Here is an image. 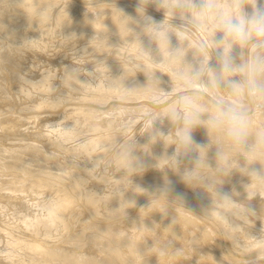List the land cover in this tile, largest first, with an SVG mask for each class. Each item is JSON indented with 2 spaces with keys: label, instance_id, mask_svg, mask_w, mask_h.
Returning <instances> with one entry per match:
<instances>
[{
  "label": "rangeland",
  "instance_id": "obj_1",
  "mask_svg": "<svg viewBox=\"0 0 264 264\" xmlns=\"http://www.w3.org/2000/svg\"><path fill=\"white\" fill-rule=\"evenodd\" d=\"M21 1L24 0H0V15L2 14L0 16V146L2 147H0V264H46L45 262L47 264H67L68 261V264H81V262L82 264H90V262L91 264H103V262L104 264L108 262L109 264L111 262L112 264H139L140 259L147 261V264L149 262L150 264H182V262L183 264H202L203 261H205L203 264H206V262L208 264L210 262L211 264H264V178L251 176L248 171L252 167L264 169V144L259 142L260 138L264 137V93L250 91L247 84L244 85V89L239 87L240 89L236 88L234 92L228 91L229 82L233 81L235 77V80L242 83L252 80L251 63L253 64L257 56L264 57V47L257 48L254 42H249L243 45V51L241 50L242 54L240 55L238 54L240 53L239 51L232 50L234 55L237 54L235 61H239L243 57V66H245L242 71L239 69L234 70L235 77L230 78V81L227 79L221 81L224 88L213 86L214 75L208 76L207 74L206 76L205 74L209 70L208 66L214 67L218 64L217 54L220 50L222 51V48L217 47L215 44L216 40L224 37L222 31L217 27V18L228 12L233 13L235 11L233 8L235 0H186L181 5H175V9L179 11L177 15H169L173 11H163L154 2H149L145 6L140 0H53L50 5L45 0H42V3L41 0ZM215 1L219 2L218 5L214 4ZM201 4H211L213 7L201 12L199 7ZM22 5L25 6L23 7ZM23 8L24 10H22ZM128 10H130V13ZM251 10V0H248V3L245 4V11L251 12ZM47 11L48 14L46 13ZM156 12L157 14H155ZM197 12L200 15L195 18L194 14ZM145 14L148 16L151 14L153 18L156 16L154 20L157 22H163L162 20H164L163 24L170 28L166 29L168 34L167 41L161 42L149 39L146 30L137 23V19L142 18ZM124 16L127 17L125 18ZM46 18H49V21ZM194 18L195 20H193ZM167 22L170 23L167 24ZM62 31L64 32L61 33ZM71 31L75 36L72 35ZM213 31L214 33H212ZM11 34H13V38ZM141 34L142 36L140 37ZM181 37L182 39H180ZM197 47L202 48L206 54V58L203 59L204 66L202 64V67L204 70L200 76L201 79L195 80L194 84L180 88L179 86L182 85L179 84L182 80L177 75L180 58L189 55L188 52L198 49ZM144 49L149 50L148 56L142 54L141 51ZM66 50L70 52L68 53ZM252 56L254 57L252 58ZM133 57L136 60H132ZM4 64L5 66H3ZM205 65L207 66L205 67ZM33 68L36 69L34 70ZM194 71L192 68L186 69L185 76L187 75L189 79H193L195 76ZM216 71H219V69H216ZM241 74L243 79L239 77ZM116 77L118 79L117 82ZM155 77H160L159 80L164 84L154 88L151 84L155 82ZM255 78L258 82H264V67L260 69ZM125 79L128 81H125ZM175 80L177 84L174 82ZM120 81L124 82L121 83ZM165 85L167 86L165 87ZM206 86H208V92L205 89ZM133 93L136 95H133ZM186 96L192 97L195 102L202 104V108L197 107L201 118L203 117L202 122L196 125L192 132L195 135L196 132L198 133L197 137L193 134L197 143L201 144L205 141V143L207 142L206 145L208 144L206 146L203 143L204 148L202 149L192 146L194 148L188 150L189 152L180 146L181 144L177 138L180 134L178 130L183 127L182 116L185 111L184 105L180 100ZM83 97H87L85 98L86 100L82 99ZM197 98L199 99L198 101ZM220 98L222 99L220 100ZM20 103L21 105H19ZM81 104L82 106H80ZM220 105L235 106L246 113L248 120L250 118L249 137H247L245 146H236L222 129L218 130L219 133L214 132L217 128L211 126L212 124L210 123L211 117L215 112L210 109L214 110ZM144 108L147 111L151 110L158 117L155 123L158 121L159 124L154 125L155 123L151 124L150 121L145 120L144 114L147 111ZM166 108L169 110L167 111ZM90 109L91 111H89ZM163 109L167 111H165V114ZM171 110H175L179 116L172 118L169 115ZM86 112L90 114H86ZM80 115L82 117L85 116V119ZM161 115L166 116L167 120ZM12 118L14 120L11 121ZM170 121L171 123H169ZM41 124L44 126H41ZM127 126H129V129ZM156 126L159 127L156 128ZM177 127L178 130L176 129ZM152 128L156 129L152 130L155 132L151 131ZM203 128L206 129L203 130ZM209 129L213 131H211L212 135L208 134L210 133ZM66 130H68L67 133ZM251 131L253 133L249 134ZM47 132L49 133L47 134ZM221 132H224V137ZM203 133L207 135L204 134V136ZM101 134L103 135L101 136ZM155 134L158 138H155L157 137ZM216 134L222 135L221 138L219 136L216 137ZM214 137L220 140L214 139ZM222 137L224 141H228L223 142ZM133 138L135 139L133 140ZM210 139L212 141H209ZM102 140L105 141L102 142ZM214 140L217 142H213ZM211 142L214 144L212 145ZM223 143L226 144L223 146ZM222 146L225 148L222 149ZM43 147L45 148L43 149ZM124 147L125 149H123ZM217 150L219 152L221 150V154L219 153L218 155ZM222 150L225 151L223 152ZM99 152L102 153L98 155ZM128 152H131L132 156L136 158L128 162L134 165H145L143 172L132 173V175L126 170L125 154ZM171 153L175 154L176 159L179 160L178 164L176 160L170 158L172 156ZM197 159L199 160V165L195 162ZM30 160L32 161L30 162ZM161 164L163 165L162 167ZM223 167L225 168L223 169ZM164 168H168V171L164 170ZM48 170L52 171V173L49 174L50 171ZM63 172L66 173L64 174ZM116 173H119L118 176ZM190 173L196 176V181L191 184L184 179ZM21 180L22 183L18 182ZM168 181L172 182L174 192L165 195L163 189L170 187ZM1 183L3 184L1 185ZM40 183L42 187H39ZM75 183L76 185H74ZM34 184L38 185L40 191ZM15 187L16 189H14ZM19 188H22L20 190H23L26 194H23ZM95 188L97 189L94 190ZM41 189L43 190L41 191ZM9 190H12V192ZM17 190L20 191L19 195ZM59 191H63L62 195ZM49 192L50 194H48ZM176 192L185 195V203L183 205L175 200L174 195ZM185 192L188 194H185ZM218 192H227L234 203L226 206L225 202L218 198ZM14 194L15 196H13ZM132 194H134L133 198ZM139 194L142 195L138 198ZM26 195L29 197H25ZM33 195L40 197L37 198V196L34 197ZM145 198L147 199L144 200ZM84 201L85 203H83ZM128 201L131 206L127 205ZM130 201H134L135 204L133 203V205ZM187 201L188 203H186ZM194 202L195 204L192 205ZM249 207L255 210L256 215L254 217L246 215V210ZM40 212L41 215L39 214ZM113 212L117 215L113 216ZM64 215L67 217L66 219ZM219 215L226 216L227 221L222 220ZM45 218L47 221L50 219L48 222L51 225L45 223ZM153 219L155 223L152 221ZM24 222L26 223L23 224ZM118 222L119 224H117ZM67 227L69 228L67 229ZM82 228L84 229L82 230ZM189 228L191 231L188 230ZM58 229L60 231H57ZM56 232H59V236ZM198 232L199 234H197ZM50 235L52 236L50 237ZM37 238H40V240H37ZM91 238L93 239L91 240ZM114 239L117 240L118 244L113 241ZM42 240H45V242ZM32 242L33 245H31ZM112 246H114L113 249L111 248ZM132 248H136V250ZM108 249L113 250V253ZM105 250L107 254H105ZM146 250L148 251L146 252ZM114 251H116L115 254ZM118 253H120V256H118ZM139 253L141 254L139 255ZM109 254L113 257L111 258ZM51 255L52 257H50ZM71 256H75V258ZM92 256L94 257L92 258ZM99 256L100 260H103L102 263L99 260ZM211 258L213 260L210 261ZM106 259L109 261L107 262ZM191 259L193 261H189Z\"/></svg>",
  "mask_w": 264,
  "mask_h": 264
},
{
  "label": "clouds",
  "instance_id": "obj_2",
  "mask_svg": "<svg viewBox=\"0 0 264 264\" xmlns=\"http://www.w3.org/2000/svg\"><path fill=\"white\" fill-rule=\"evenodd\" d=\"M141 3L147 5L149 2H154L158 7L164 6V0H140ZM248 0H235L234 13H225L217 18V27L224 33V37L220 40H216L215 44L217 47H222V51L218 52L217 58L220 61V73H217L216 85L218 86L221 81V74L232 72L236 69L244 70V66L235 63V55L232 53V47L234 43H239L246 45L249 42H254L257 48L264 47V0H251V12L245 11V4ZM201 12L212 7L210 4L199 5ZM139 10V8H138ZM137 23L140 24L148 33L149 39L156 41H167L168 34L166 26L163 22H157L153 17L144 15L142 18L137 19ZM143 55L148 56L149 50L144 49L141 51ZM264 67V57L257 56L252 64L251 73L252 80L240 82V81H230L229 86L232 88L244 87L245 84L248 85L249 90L252 92L264 93V84L258 82L255 77L260 69ZM211 71V66H209ZM200 74V70L194 72L195 76ZM155 81H159L158 77L154 78ZM181 103L184 105V114L182 116L183 127L180 130L178 136V142L186 150H190L192 146L198 148H204L203 144L197 143L193 137V128L201 123V116L199 110L196 107V103L192 97H182ZM169 115L172 118H177L179 114L175 110H171ZM144 118L154 124L157 120V116L151 111H147L144 114ZM211 124L214 128L222 129L226 132L227 136L232 140V142L237 146H245L247 144L249 121L247 115L244 111L238 109L235 106H224L220 105L216 113L211 117ZM259 142L264 144V137H261ZM179 163L176 159L175 154L170 157ZM136 159L132 156L131 152L125 154L126 160V170L132 173H141L145 170V165L143 164H132L128 161ZM199 165V160L196 161ZM249 175L262 177L264 174V169L252 167L249 170ZM185 181L189 184L196 181V176L194 174H187L184 177ZM170 187L163 189L165 195L168 193H173L174 188L172 187V182L168 181ZM142 191H144L142 189ZM218 198L225 202L226 206L232 205L234 202L231 201L230 196L227 192H218ZM175 200L180 204H184L185 195L176 192ZM135 204L134 201H130ZM190 212V211H189ZM246 215L249 217H254L256 215L255 210L249 207L246 210ZM221 219L227 221V217L221 215Z\"/></svg>",
  "mask_w": 264,
  "mask_h": 264
},
{
  "label": "bare ground",
  "instance_id": "obj_3",
  "mask_svg": "<svg viewBox=\"0 0 264 264\" xmlns=\"http://www.w3.org/2000/svg\"><path fill=\"white\" fill-rule=\"evenodd\" d=\"M4 1H5V0H4ZM12 1H13V0H12ZM24 1H25V0H24ZM24 1H21V2H24ZM29 1H30V0H29ZM31 1H33V0H31ZM37 1H38V0H37ZM45 1H46V3H48V4L50 5V3H51L53 0H45ZM54 1H55V0H54ZM58 1H59V0H58ZM26 2H28V1L26 0ZM26 2H25V3H26ZM131 2H132V1H131ZM185 2H186V0H181V1H180V0H164V6H163V7H159V8L162 9L163 11H173V13H170L169 15H177V13H179V11H178L177 9H175V8H176L175 5H181L182 3H185ZM15 3H16V2H15ZM30 3H31V2H30ZM36 3H37V2H36ZM41 3H42V0H41ZM71 3H72V1H71ZM218 3H219V2H216V1L214 2L215 5H218ZM13 4H14V3H13ZM20 4H22V3H20ZM138 4H139V3H138ZM25 5H27V4H25ZM25 5H24V6H25ZM28 5H29V3H28ZM40 5H41V4H40ZM64 5H65V4H64ZM67 5H68V4H67ZM78 5H79V4H78ZM78 5H77V6H78ZM139 5H141V4H139ZM156 5H157V4H156ZM210 5H211V4H210ZM22 6H23V5H22ZM24 6H23V7H24ZM74 6H76V5H74ZM137 6H138V5H137ZM141 6H142V5H141ZM71 7H72V6H71ZM212 7H213V6H212ZM29 8H30V7H29ZM45 8H46V7H45ZM63 8H64V7H63ZM69 8H70V7H69ZM125 8H126V7H125ZM210 8H211V7H210ZM233 8H234V7H233ZM20 9H21V8H20ZM20 9H19V12H20ZM67 9H68V7H67ZM67 9H66V10H67ZM78 9H79V8H78ZM78 9H77V10H78ZM234 9H235V8H234ZM3 10H4V9H3ZM22 10H24V8H23ZM22 10H21V11H22ZM28 10H29V9H28ZM39 10H40V9H39ZM59 10H60V9H59ZM70 10H71V9H70ZM34 11H35V10H34ZM45 11H46V10H45ZM78 11H79V10H78ZM118 11H119V10H118ZM128 11H129V13H130V10H128ZM1 12H2V10H1ZM22 12H24V11H22ZM35 12H36V11H35ZM120 12H121V11H120ZM126 12H127V11H126ZM218 12H219V10H218ZM2 13H3V12H2ZM46 13L48 14V11H47ZM73 13H74V12H73ZM102 13H103V12H102ZM127 13H128V12H127ZM127 13H126V14H127ZM148 13H149V11H148ZM150 13H151V11H150ZM221 13H223V12H221ZM228 13H229V12H228ZM233 13H234V11H233ZM10 14H11V13H10ZM23 14H24V13H23ZM26 14H28V13L26 12ZM39 14H40V13H39ZM43 14H44V13H43ZM103 14H104V13H103ZM126 14H125V15H126ZM146 14H147V13H146ZM151 14H152V13H151ZM151 14H150V16H151ZM155 14H157V12H156ZM1 15H2V14H1ZM1 15H0V16H1ZM7 15H8V13H7ZM128 15H130V14H128ZM179 15H180V14H179ZM199 15H200V13L197 12L196 14H194V17L196 18V17H198ZM25 16H26V15H25ZM42 16H43V15H42ZM44 16H46V15L44 14ZM83 16H84V14H83ZM115 16H117V15H115ZM132 16H133V15H132ZM162 16H163V14H162ZM17 17H18V16H17ZM124 17H125V16H124ZM124 17H123V18H124ZM126 17H127V16H126ZM126 17H125V18H126ZM128 17H129V16H128ZM141 17H142V16H141ZM155 17H156V16H155ZM155 17H154V18H155ZM195 18H194L193 20H195ZM17 19H18V18H17ZM46 19H48V21H49V18H46ZM91 19H92V18H91ZM115 19H117V18H115ZM121 19H122V18H121ZM87 20L89 21V19H87ZM117 20H118V19H117ZM117 20H116V21H117ZM125 20H126V19H125ZM125 20H124V21H125ZM161 20H162V18H161ZM16 21H17V20H16ZM32 21H33V20H32ZM32 21H31V22H32ZM162 21H163V23H164V20H162ZM168 21H169V20H168ZM12 22H13V21H12ZM12 22H10V23H12ZM211 22H212V21H211ZM38 23H40V22H38ZM169 23H170V22H169ZM169 23L167 22V24H169ZM16 24H17V23H16ZM18 24H19V23H18ZM45 24H46V23H45ZM118 24H119V23H118ZM120 24H122V23L120 22ZM2 25H3V24H2ZM37 25H38V24H37ZM64 25H65V24H64ZM129 25H130V24H129ZM170 25H171V24H170ZM173 25H174V24H173ZM5 26H7V25L5 24ZM42 26H43V24H42ZM171 26H172V25H171ZM174 26H175V25H174ZM176 26H177V25H176ZM8 27H9V26H8ZM12 27H14V26L12 25ZM62 27H64V26L62 25ZM20 28H21V27H20ZM175 28H176V27H175ZM38 29H39V28H38ZM40 29H41V28H40ZM64 29H65V28H64ZM106 29H107V28H106ZM166 29H170V28L166 27ZM180 29H181V28H180ZM213 29H214V28H213ZM13 30H14V29H13ZM17 30H18V29H17ZM35 30H36V29H35ZM52 30H54V29H52ZM55 30H56V29H55ZM112 30H113V29H112ZM176 30H177V28H176ZM178 30H179V29H178ZM19 31H20V30H19ZM39 31H40V30H39ZM59 31H60V29H59ZM183 31H184V30H183ZM0 32H1V31H0ZM13 32H14V31H13ZM15 32H16V30H15ZM48 32H49V31H48ZM63 32H64V31H62L61 33H63ZM140 32H141V31H140ZM146 32H147V31H146ZM8 33H9V32H8ZM17 33H18V32H17ZM71 33H72V31H71ZM185 33H186V32H185ZM185 33H184V34H185ZM212 33H214V31H213ZM18 34H19V33H18ZM42 34H44V33L42 32ZM42 34H41V35H42ZM52 34H53V33H52ZM147 34H148V33H147ZM216 34H217V33H216ZM222 34H224V33L222 32ZM12 35H13V34H11V37H12ZM35 35H36V34H35ZM41 35H39V36H41ZM56 35H57V34H56ZM68 35H69V34H68ZM68 35H67V36H68ZM70 35H71V34H70ZM72 35H73V33H72ZM25 36H26V35H25ZM52 36H53V35H52ZM60 36H61V34H60ZM64 36H65V34H64ZM73 36H75V35H73ZM141 36H142V34L140 35V37H141ZM214 36H215V35H214ZM223 36H224V35H223ZM4 37H5V36H4ZM44 37H45V36H44ZM48 37H50V36H48ZM179 37H180V36H179ZM212 37H213V36H212ZM216 37H217V36H216ZM12 38H13V37H12ZM64 38L66 39V37H64ZM141 39H142V38H141ZM145 39H146V38H145ZM180 39H182V37H181ZM180 39H179V40H180ZM212 39H213V38H212ZM214 39H215V38H214ZM3 40H4V39H3ZM21 40H22V39H21ZM38 40H39V39H38ZM51 40H52V39H51ZM1 41H2V40H1ZM60 41H61V40H60ZM17 42H18V41H17ZM17 42H16V43H17ZM21 42H22V41H21ZM58 42H59V41H58ZM138 42H139V41H138ZM142 42H143V41H142ZM142 42H141V43H142ZM212 42H213V41H212ZM212 42H211V43H212ZM16 43H15V44H16ZM19 43H20V42H19ZM26 43H27V41H26ZM29 43H30V42H29ZM31 43H32V42H31ZM36 43H37V42H36ZM36 43H35V44H36ZM45 43H46V42H45ZM108 43H109V42H108ZM133 43H134V42H133ZM195 43H196V42H195ZM213 43H214V42H213ZM5 44H6V43H5ZM35 44H34V45H35ZM42 44H43V43H42ZM58 44H59V43H58ZM106 44H107V43H106ZM148 44H149V42H148ZM32 45H33V44H32ZM37 45H38V44H37ZM52 45H53V44H52ZM52 45H51V46H52ZM104 45H105V44H104ZM117 45H118V44H117ZM188 45H189V44H188ZM1 46H2V45H1ZM10 46H11V45H10ZM13 46H14V45H13ZM40 46H41V45H40ZM70 46H71V45H70ZM73 46H74V45H73ZM109 46H111V45H109ZM196 46H197V44H196ZM199 46H200V45H199ZM22 47H24V46H22ZM22 47H21V48H22ZM105 47H106V46H105ZM134 47H135V46H134ZM141 47H143V46H141ZM145 47H146V46H145ZM176 47H177V46H176ZM176 47H175V49H176ZM242 47H243L242 44L234 43V44H233V47H232V50L234 49V50L239 51L240 53H238V54L240 55V54H242V52H241ZM8 48H9V47H8ZM21 48H20V49H21ZM27 48L30 49L29 47H27ZM34 48H35V47H34ZM87 48H88V47H87ZM106 48H107V47H106ZM108 48H109V47H108ZM114 48H115V47H114ZM128 48H129V47H128ZM132 48H133V47H132ZM194 48H195V47H194ZM197 48H198V49H196V50H192V51H190V53L188 52L189 55L180 58L181 61H179V63H178V72H177V73H178L177 75H178L179 78L182 80V81H181L182 84H181V83L179 84V85H182V86H179L180 88L183 87V86H184V87H185V86H188V85H190V84H192V83L194 84V83L196 82L195 80L199 79L200 76L202 75V72H203V70H204L203 67H202V64H203V66H204V62H203L204 60H203V59L206 58V54H205V51H204L202 48H200V47H197ZM221 48H222V47H221ZM13 49H15V48H13ZM215 49H216V48H215ZM219 49H220V48H219ZM22 50H23V49H22ZM35 50H36V49H35ZM41 50H42V49H41ZM41 50H40V52H41ZM181 50H182V49H181ZM44 51H45V50H44ZM55 51H56V50H55ZM55 51H54V52H55ZM66 51H67V50H66ZM111 51H112V50H111ZM133 51H134V50H133ZM135 51H136V48H135ZM220 51H221V50H220ZM220 51H219V52H220ZM242 51H243V50H242ZM38 52H39V51H38ZM67 52H68V51H67ZM69 52H70V51H69ZM69 52H68V53H69ZM125 52H127V51H125ZM125 52H123V53H125ZM28 53H29V52H28ZM74 53H75V52H74ZM114 53H115V52H114ZM123 53H122V54H123ZM127 53H128V52H127ZM132 53H133V52H132ZM132 53H131V55L133 56ZM136 53H137V51H136ZM207 53L209 54V52H207ZM234 53H235V51H234ZM4 54H5V53H4ZM16 54H17V53H16ZM16 54H15V55H16ZM32 55H33V54H32ZM138 55H139V54H138ZM236 55H237V54H236ZM236 55H235V56H236ZM11 56H12V55H11ZM45 56H46V55H45ZM127 56H128V55H127ZM13 57H14V56H13ZM20 57H21V56H20ZM37 57H38V56H37ZM137 57H138V56H137ZM137 57H136V58H137ZM253 57H254V56H252V58H253ZM11 58H12V57H11ZM18 58H19V57H18ZM33 58H34V57H33ZM35 58H36V57H35ZM60 58H61V57H60ZM244 58H245V57H244ZM5 59H6V58H5ZM15 59H16V58H15ZM22 59H23V58H22ZM40 59H42V58H40ZM134 59H135V58L133 57L132 60H134ZM9 60H10V59H9ZM17 60H18V59H17ZM26 60H27V59H26ZM33 60H34V59H33ZM98 60H99V59H98ZM108 60H109V59H108ZM135 60H136V59H135ZM244 60H245V59H244ZM24 62H25V61H24ZM28 62H29V61H28ZM175 62H176V61H175ZM206 62H207V61H206ZM103 63H104V62H103ZM113 63H114V62H113ZM217 63H218V64H217ZM217 63H216V64H217L216 66H214V67L211 66V67H212V68H211L212 70H211V71L208 70V72L205 73V74H206V76H207V74H208V76L214 75V76H213L214 79H213V82H212L213 86H215L216 88H219V86L222 87V88H224V87H223V84H222L221 81H224V80H226V79L229 80L230 78L235 77V75H234V72H233V71H232V72H228V73H222V74H221V81H220V84L217 86L216 83H215V81H216V77H217L216 74H217V73H220V68H221L220 61H218ZM235 63L238 64V65H242V66H243V64H244V63H243V57H241V59H240L239 61H235ZM33 64H34V63H33ZM52 64H53V63H52ZM52 64H51V65H52ZM96 64H97V63H96ZM0 65H1V64H0ZM119 65H120V64H119ZM125 65H126V64H125ZM140 65H141V64H140ZM251 65H252V63H251ZM3 66H5V64H4ZM27 66H28V65H27ZM34 66H36V65H34ZM109 66H110V65H109ZM130 66H131V65H130ZM135 66H137V65H135ZM142 66H143V65H142ZM206 66H207V65H205V67H206ZM244 66H245V65H244ZM1 67H2V66H1ZM6 67H7V66H6ZM52 67H53V66H52ZM66 67H67V66H66ZM105 67H106V65H105ZM112 67H113V66H112ZM138 67H139V66H138ZM208 67H209V66H208ZM208 67H207V68H208ZM27 68H28V67H27ZM38 68H41V67H38ZM50 68H51V67H50ZM103 68H104V67H103ZM144 68H145V67H144ZM173 68H174V66H173ZM190 68H192V69L195 70V71L199 69V70H200V74H199L198 76H194L193 79H189V77H188L187 75L185 76V73H186V69L189 70ZM195 68H196V69H195ZM4 69H5V68H4ZM31 69H32V68H31ZM33 69H34V68H33ZM35 69H36V68H35ZM35 69H34V70H35ZM79 69H80V68H79ZM105 69H106V68H105ZM136 69H137V68H136ZM174 69H175V68H174ZM216 69H219V71H216ZM5 70H6V69H5ZM109 70H110V67H109ZM119 70H120V69H119ZM139 70H140V67H139ZM142 70H143V69H142ZM206 70H207V69H206ZM236 70H237V69H236ZM7 71H8V70H7ZM7 71H6V72H7ZM13 71H15V70H13ZM107 71H108V70H107ZM113 71H114V70H113ZM113 71H112V72H113ZM117 71H118V70H117ZM133 71H134V70H133ZM195 71H194V72H195ZM241 71H242V70H241ZM6 72H5V73H6ZM11 72H12V71H11ZM16 72H17V71H16ZM65 72H66V71H65ZM67 72H68V71H67ZM127 72H128V71H127ZM151 72H152V71H151ZM170 72H173V71H170ZM187 72H188V71H187ZM236 72H237V71H236ZM29 73H30V72H29ZM79 73H80V72H79ZM132 73H133V72H132ZM243 73H245V72H243ZM31 74H32V73H31ZM66 74H67V73H66ZM135 74H136V73H135ZM246 74H247V73H246ZM108 75H110V74H108ZM119 75H120V74H119ZM125 75H126V74H125ZM137 75H138V74H137ZM145 75H147V74H145ZM172 75H173V74H172ZM39 76H40V75H39ZM60 76H61V75H60ZM121 76H122V72H121ZM126 76H128V75H126ZM134 76H136V75H134ZM3 77H5V76H3ZM81 77H82V76H81ZM102 77H103V76H102ZM128 77H129V76H128ZM130 77L133 78L132 76H130ZM140 77H141V76H140ZM151 77H152V76H151ZM239 77L242 78V74H241V76H239ZM107 78H108V77H107ZM109 78H111V77H109ZM119 78H120V77H119ZM124 78H126V77H124ZM144 78H145V77H144ZM159 78H160V77H159ZM161 78H162V77H161ZM167 78H168V77H167ZM174 78H175V77H174ZM177 78H178V77H177ZM235 78H236V77H235ZM235 78H234V80H235ZM44 79H45V78H44ZM61 79H62V78H61ZM116 79H117V77H116ZM121 79H123V78H121ZM200 79H201V78H200ZM242 79H243V78H242ZM255 79H256V78H255ZM11 80H12V79H11ZM83 80H85V79H83ZM206 80H207V79H206ZM206 80H205V81H206ZM6 81H7V80H6ZM44 81H45V80H44ZM51 81H52V80H51ZM87 81H88V80H87ZM117 81H118V79L116 80V82H117ZM125 81H128V80L125 79ZM138 81H139V80H138ZM151 81H152V80H151ZM165 81H166V80H165ZM194 81H195V82H194ZM229 81H230V80H229ZM236 81H237V80H236ZM38 82H39V81H38ZM46 82H47V81H46ZM113 82L115 83V81H113ZM120 82H121V81H120ZM123 82H124V81H122L121 83H123ZM174 82L176 83V80H175ZM207 82H208V81H207ZM50 83H51V82H50ZM85 83H86V82H85ZM109 83H110V80H109ZM132 83H133V82H132ZM142 83H143V82H142ZM147 83H148V82H147ZM208 83H209V82H208ZM260 83H262V82H260ZM263 83H264V82H263ZM263 83H262V84H263ZM48 84H49V83H48ZM52 84H53V83H52ZM111 84H112V83H111ZM124 84H125V83H124ZM124 84H123V85H124ZM161 84H164V83H163L162 81L159 80L158 82L155 81V82L152 83L151 85H153L154 88H155V87L158 88V87H160ZM176 84H177V83H176ZM119 85H120V84H119ZM125 85H126V84H125ZM137 85H138V84H137ZM197 85L199 86L198 83H197ZM210 85H211V84H210ZM49 86H50V85H49ZM83 86H84V85H83ZM83 86H82V87H83ZM100 86H101V85H100ZM114 86H115V85H114ZM116 86H117V84H116ZM166 86H167V85H165V87H166ZM169 86H170V85H169ZM172 86H173V85H172ZM204 86H205V85H204ZM82 87H81V89H82ZM91 87H92V85H91ZM117 87H118V86H117ZM117 87H116V88H117ZM123 87H125V86H123ZM133 87H134V86H133ZM163 87H164V85H163ZM195 87H196V86H195ZM210 88H211V87H210ZM240 88H242V87H240ZM240 88H239V89H240ZM3 89H5V88H3ZM81 89H80V90H81ZM88 89H89V88H88ZM100 89H101V88H100ZM139 89H140V88H139ZM146 89H147V88H146ZM150 89H151V88H150ZM205 89H206V91L208 92V90H207V89H208V86H206ZM237 89H238V88H237ZM243 89H244V87H243ZM0 90H1V89H0ZM137 90H138V89H137ZM174 90H175V89H174ZM230 90H231V92H234V91L236 90V88L234 89V88H232V87H229V90H228V91H230ZM4 91H5V90H4ZM4 91H3V92H4ZM96 91H97V90H96ZM112 91H113V90H112ZM116 91H117V89H116ZM125 91H126V90H125ZM146 91H147V90H146ZM146 91H145V92H146ZM163 91H164V90H163ZM3 92H1V93H3ZM104 92H105V91H104ZM140 92H141V91H140ZM210 92H211V90H210ZM143 93H144V92H143ZM143 93H142V94H143ZM151 93H152V92H151ZM160 93H162V92H160ZM25 94H26V93H25ZM158 94H159V93H158ZM158 94H157V95H158ZM165 94H166V93H165ZM227 94H228V93H227ZM229 94H230V93H229ZM133 95H136V94L133 93ZM138 95H139V94H138ZM159 95H160V94H159ZM186 95H187V94H186ZM212 95H213V94H212ZM230 95H232V94H230ZM230 95H229V96H230ZM142 96H143V95H142ZM150 96H151V95H150ZM126 97H127V96H126ZM154 97H156V96H154ZM158 97H159V96H158ZM161 97H163V96H161ZM186 97H187V96H186ZM85 98H87V97H85ZM85 98L83 97L82 99H85ZM123 98H124V97H123ZM128 98H129V97H128ZM151 98H153V97H151ZM163 98H164V97H163ZM243 98H244V96H243ZM80 99H81V98H80ZM93 99H94V98H93ZM100 99H101V98H100ZM138 99H139V98H138ZM221 99H222V98H220V100H221ZM45 100H47V99L45 98ZM85 100H86V99H85ZM87 100H88V99H87ZM109 100H111V99H109ZM198 100H199V99L197 98V101H198ZM200 100H201V99H200ZM204 100H205V99H204ZM224 100H225V99H224ZM93 101H94V100H93ZM101 101H102V99H101ZM180 101H181V100H180ZM46 102H47V101H46ZM90 102H91V101H90ZM99 102H100V101H99ZM105 102H106V101H105ZM107 102H108V101H107ZM202 102H203V101H202ZM206 102H207V100H206ZM222 102H223V101H222ZM146 103H147V102H146ZM174 103H175V102H174ZM176 103H177V102H176ZM195 103H196V107H201V108H202V104H201V103H199V102H195ZM237 103H238V102H237ZM92 104H93V103H92ZM121 104H122V103H121ZM208 104H209V103H208ZM225 104H226V103H225ZM238 104H239V103H238ZM240 104H241V103H240ZM19 105H21V103H20ZM33 105H34V104H33ZM93 105H95V104H93ZM181 105H182V104H181ZM203 105H204V104H203ZM25 106H26V105H25ZM80 106H82V104H81ZM80 106H79V107H80ZM85 106H87V105H85ZM96 106H97V104H96ZM164 106H165V105H164ZM240 106H241V105H240ZM23 107H24V106H23ZM29 107H30V106H29ZM32 107H33V106H32ZM43 107H44V106H43ZM99 107H100V106H99ZM165 107H166V106H165ZM168 107H169V106H168ZM203 107H204V106H203ZM77 108H78V107H77ZM77 108H76V109H77ZM91 108H92V107H91ZM102 108H103V107H102ZM131 108H132V107H131ZM146 108H147V107H146ZM146 108H144V109L146 110ZM159 108H160V107H159ZM206 108H207V107H206ZM24 109H25V108H24ZM35 109H36V108H35ZM41 109H42V108H41ZM71 109H72V108H71ZM73 109H74V108H73ZM82 109H83V108H82ZM104 109H105V108H104ZM147 109H149V108H147ZM166 109H167V108H166ZM174 109H175V108H174ZM58 110H59V109H58ZM60 110H61V108H60ZM135 110H136V109H135ZM163 110H164V109H163ZM168 110H169V109H167V111H168ZM207 110H209V109H207ZM210 110H212V111H214V112L216 113V111L218 110V108H215L214 110H213V109H210ZM77 111H78V110H77ZM89 111H91V109H90ZM94 111H95V110H94ZM126 111H127V110H126ZM136 111H137V110H136ZM146 111H147V110H146ZM146 111H145V112H146ZM150 111H151V110H150ZM165 111H166V110L163 111L164 114L167 112V111H166V112H165ZM157 112H158V111H157ZM39 113H40V112H39ZM54 113H57V112H54ZM54 113H53V114H54ZM60 113H61V111H60ZM77 113H78V112H77ZM161 113H162V112H161ZM255 113H256V112H255ZM58 114H59V113H58ZM73 114H74V113H73ZM75 114H76V113H75ZM78 114H79V113H78ZM84 114H85V113H84ZM86 114H90V113H87V112H86ZM86 114H85V115H86ZM94 114H95V113H94ZM158 114H159V112L157 113V115H158ZM205 114H206V113H205ZM17 115H18V114H17ZM34 115H35V113H34ZM37 115H38V114H37ZM40 115H41V114H40ZM61 115H62V113H61ZM67 115H68V114H67ZM44 116H45V115H44ZM46 116H47V115H46ZM59 116H60V114H59ZM74 116H75V115H74ZM80 116H81V115H80ZM80 116H79V117H80ZM92 116H93V114H92ZM158 116H159V115H158ZM161 116H163V115H161ZM181 116H182V115H181ZM22 117H23V116H22ZM36 117H37V116H36ZM38 117H39V116H38ZM40 117H41V116H40ZM50 117H51V116H50ZM50 117H49V118H50ZM64 117H65V116H64ZM64 117H63V118H64ZM76 117H77V116H76ZM81 117H82V116H81ZM81 117H80V118H81ZM84 117H85V116H84ZM84 117H82V118L85 119ZM134 117H135V116H134ZM163 117H164V116H163ZM65 118H66V117H65ZM69 118H70V116H69ZM138 118H139V115H138ZM206 118H208V116H206ZM258 118H259V117H258ZM30 119H31V118H30ZM34 119H35V118H34ZM58 119H59V118H58ZM97 119H98V118H97ZM123 119H124V118H123ZM159 119H160V118H159ZM159 119H158V120H159ZM164 119L167 120L166 116L164 117ZM169 119H171V117H169ZM169 119H168V121H169ZM202 119H203V117L201 118V120H202ZM12 120H14V118H12L11 121H12ZM26 120H27V119H26ZM35 120H36V119H35ZM55 120H56V118H55ZM63 120H64V119H63ZM67 120H68V119H67ZM71 120H72V119H71ZM94 120H95V119H94ZM104 120H105V118H104ZM161 120H162V118H161ZM204 120H205V118H204ZM249 120H250V118H249ZM249 120H248V121H249ZM31 121H32V119H31ZM36 121H37V120H36ZM36 121H35V122H36ZM51 121H52V120H51ZM77 121H78V120H77ZM80 121H82V120H80ZM83 121H84V120H83ZM123 121H124V120H123ZM133 121H134V120H133ZM168 121H166V122H168ZM174 121H177V120H174ZM174 121H173V122H174ZM209 121H210V120H209ZM38 122H39V121H38ZM44 122H45V120H44ZM44 122H43V123H44ZM52 122H53V121H52ZM66 122H67V121H66ZM26 123H27V122H26ZM26 123H25V124H26ZM31 123H32V122H31ZM31 123H30V124H31ZM45 123H46V122H45ZM59 123H60V122H59ZM68 123H69V122H68ZM75 123H76V122H75ZM134 123H135V122H134ZM157 123H158V121H157ZM157 123H155L154 125H156ZM169 123H171V121H170ZM169 123H166V124H169ZM204 123H205V122H204ZM206 123H207V122H206ZM36 124H37V123H36ZM46 124H47V123H46ZM51 124H52V123H51ZM92 124H93V123H92ZM158 124H159V123H158ZM181 124H182V123H181ZM210 124H211V123H210ZM33 125H34V124H33ZM59 125H60V124H59ZM61 125H62V124H61ZM82 125H83V123H82ZM97 125H98V124H97ZM124 125H125V124H124ZM124 125H123V126H124ZM147 125H148V124H147ZM172 125H173V124H172ZM174 125H176V124H174ZM203 125L205 126V124H203ZM208 125H209V124H208ZM41 126H44V125L41 124ZM55 126H56V125H55ZM71 126H72V125H71ZM88 126H89V124H88ZM92 126H93V125H92ZM129 126H130V125H129ZM129 126H127L128 129H129ZM148 126H150V125H148ZM159 126H160V125H159ZM159 126H156V128H158ZM181 126H182V125H181ZM211 126H212V125H211ZM249 126H250V125H249ZM53 127H54V125H53ZM86 127H87V126H86ZM144 127L146 128V126H144ZM179 127H180V126H179ZM200 127H201V126H200ZM206 127H207V126H206ZM208 127H209V126H208ZM35 128H37V127H35ZM43 128H44V127H43ZM45 128H46V126H45ZM66 128H67V127H66ZM72 128H73V127H72ZM72 128H71V129H72ZM79 128H80V126H79ZM84 128H85V127H84ZM88 128H89V127H88ZM145 128H144V129H145ZM160 128L162 129V127H160ZM173 128H174V126H173ZM196 128H197V127H196ZM209 128H211V127H209ZM90 129H91V128H90ZM176 129L178 130V127H177ZM180 129H181V128H180ZM180 129L178 130L179 133H180ZM194 129H195V127H194ZM204 129H206V128H203V130H204ZM207 129H208V128H207ZM252 129H253V128H252ZM77 130H78V129H77ZM96 130H97V128H96ZM148 130H149V129H148ZM152 130H156V129H155V128H154V129L152 128L151 131H152ZM213 130H214V129H213ZM218 130H221V129H216V130H214V132L219 133ZM47 131H48V130H47ZM52 131H54V130H52ZM61 131H63V130H61ZM61 131H59V132H61ZM87 131H90V130H87ZM92 131H93V130H92ZM120 131H121V130H120ZM145 131H146V129H145ZM145 131H144V132H145ZM159 131H160V130H159ZM201 131H202V128H201ZM201 131L199 130V132H201ZM211 131H212V130H211ZM211 131H210V129H209V132H210V133H208V134H211V133L213 132V131H212V132H211ZM26 132H27V131H26ZM26 132H25V133H26ZM43 132H44V131H43ZM67 132H68V130H66V133H67ZM76 132H77V131H76ZM82 132H83V131H82ZM122 132H123V131H122ZM152 132H155V131H152ZM203 132H204V131H203ZM206 132H207V130H206ZM48 133H49V132H47V134H48ZM55 133H56V132H55ZM66 133H65V134H66ZM131 133H132V132H131ZM137 133L139 134L140 132H137ZM173 133H174V132H173ZM250 133H253V132L251 131V132H249V134H250ZM40 134H41V132H40ZM72 134H73V133H72ZM84 134H85V133H84ZM84 134H83V135H84ZM110 134H111V133H110ZM114 134H115V133H114ZM140 134H141V133H140ZM142 134H143V133H142ZM165 134H166V133H165ZM193 134L195 135V133H193ZM197 134H198V133L196 132V135H197ZM204 134L207 135L206 133H203V135H204ZM221 134H223V137L225 136V135H224V132H221ZM52 135H53V134H52ZM61 135H62V133H61ZM67 135H68V134H67ZM76 135H77V134H76ZM97 135H98V134H97ZM102 135H103V134H101V136H102ZM120 135H121V134H120ZM127 135H128V134H127ZM155 135H156V134H155ZM155 135H154V136H155ZM196 135H195V136H196ZM205 135H204V136H205ZM211 135H212V134H211ZM254 135H255V134H254ZM85 136H86V135H85ZM98 136H100V135H98ZM104 136H105V135H104ZM156 136H157V135H156ZM199 136H200V135H199ZM204 136H202V137H204ZM215 136L217 137V136H219V135L216 134ZM221 136H222V135H220L219 137L221 138ZM226 136H227V134H226ZM5 137H6V136H5ZM65 137H66V136H65ZM71 137H72V136H71ZM86 137H87V136H86ZM94 137H95V136H94ZM113 137H114V136H113ZM196 137H197V136H196ZM216 137H214V139H215ZM223 137H222V139H223ZM248 137H249V136H248ZM79 138H80V137H79ZM90 138H91V137H90ZM99 138H100V137H99ZM101 138H102V137H101ZM111 138H112V136H111ZM114 138H115V137H114ZM127 138H128V137H127ZM136 138H137V137H136ZM153 138H154V137H153ZM155 138H158V136L155 137ZM161 138H162V137H161ZM177 138H178V137H177ZM200 138H201V136H200ZM200 138H199V139H200ZM208 138H210V137H208ZM225 138H226V137H225ZM88 139H89V138H88ZM105 139H106V138H105ZM108 139H109V138H108ZM128 139H129V138H128ZM134 139H135V138H133V140H134ZM195 139H196V138H195ZM211 139H212V138H211ZM211 139H210L209 141H212ZM216 139H217V138H216ZM222 139H221V141H222ZM249 139H250V138H249ZM89 140H90V139H89ZM129 140L131 141V139H129ZM142 140H143V139H142ZM202 140H203V139H202ZM206 140H208V139H206ZM217 140H220V139L218 138ZM229 140H230V139H229ZM250 140H251V139H250ZM37 141H38V140H37ZM94 141H95V140H94ZM104 141H105V140H104ZM104 141L102 140V142H104ZM108 141H109V140H108ZM116 141H117V140H116ZM124 141H125V140H124ZM171 141H172V140H171ZM195 141H196V140H195ZM200 141H201V140H200ZM200 141H199V142H200ZM221 141H219V142L221 143ZM227 141H228V140H227ZM227 141H224V139H223V142H227ZM38 142H39V141H38ZM78 142H79V141H78ZM88 142H89V141H88ZM163 142H164V141H163ZM213 142H217V141L214 140ZM248 142H250V141H248ZM251 142H252V141H251ZM71 143L73 144V142H71ZM85 143H86V142H85ZM92 143H93V142H92ZM92 143H91V144H92ZM100 143H101V142H100ZM154 143L157 144L156 142H154ZM161 143H162V142H161ZM203 143L206 145L207 142L205 143V141H204ZM203 143H201V144H203ZM211 143H212V142H211ZM229 143H230V142H229ZM35 144H36V143H35ZM53 144H54V143H53ZM94 144H95V143H94ZM94 144H93V145H94ZM131 144H132V143H131ZM163 144H164V143H163ZM171 144H172V143H171ZM178 144H179V143H178ZM213 144H214V143H212V145H213ZM217 144H218V143H217ZM225 144H226V143H223L222 145L224 146ZM230 144H231V143H230ZM58 145H59V144H58ZM70 145H71V144H70ZM79 145H80V144H79ZM122 145H123V144H122ZM122 145H121V146H122ZM126 145H127V144H126ZM132 145H133V144H132ZM144 145H145V144H144ZM152 145H153V144H152ZM207 145H208V144H207ZM207 145H206V146H207ZM209 145H211V144L209 143ZM215 145H216V144H215ZM219 145H220V144H219ZM251 145H252V144H251ZM42 146H44V145H42ZM77 146H78V145H77ZM82 146H83V145H82ZM95 146H96V144H95ZM117 146H118V144H117ZM129 146H130V145H129ZM142 146H143V145H142ZM180 146H181V145H180ZM223 146H222V147H223ZM236 146H237V145H236ZM0 147H1V146H0ZM28 147H29V146H28ZM110 147H112V146H110ZM208 147H209V146H208ZM214 147H215V146H214ZM217 147H218V146H217ZM226 147H227V146H226ZM1 148H2V147H1ZM44 148H45V147H43V149H44ZM91 148H93V147L91 146ZM98 148H99V147H98ZM131 148H132V146H131ZM192 148H194V147H192ZM209 148H210V147H209ZM211 148H212V147H211ZM224 148H225V147H223L222 149H224ZM228 148H229V147H228ZM52 149H53V148H52ZM119 149H120V148H119ZM123 149H125V147H124ZM128 149H129V148H128ZM133 149H134V148H133ZM133 149H132V150H133ZM151 149H152V148H151ZM170 149H171V147H170ZM205 149H206V148H205ZM45 150H47V149H45ZM98 150H99V149H98ZM120 150H121V149H120ZM129 150H130V149H129ZM158 150H159V149H158ZM206 150H207V149H206ZM209 150H210V149H209ZM226 150H227V148H226ZM114 151H115V150H114ZM125 151H127V150H125ZM160 151H161V149H160ZM164 151H165V150H164ZM178 151H179V149H178ZM214 151H215V150H214ZM217 151H218V150H217ZM222 151H223V150H222ZM224 151H225V150H224ZM224 151H223V152H224ZM104 152H105V151H104ZM181 152H182V151H181ZM185 152H186V151H185ZM187 152H189V151H187ZM194 152H195V151H194ZM201 152H203V151L201 150ZM220 152H221V150H220ZM220 152L218 151V155H219ZM226 152H227V151H226ZM230 152H231V150H230ZM5 153H6V152H5ZM29 153H30V151H29ZM101 153H102V152H101ZM101 153L99 152L98 155H100ZM114 153H115V152H114ZM203 153L205 154V152H203ZM240 153H241V152H240ZM10 154H11V153H10ZM104 154H106V153H104ZM156 154H158V153H156ZM171 154H172V153H171ZM197 154H198V153H197ZM220 154H221V153H220ZM44 155H45V154H44ZM44 155H43V156H44ZM71 155H72V154H71ZM75 155H76V154H75ZM98 155H97V156H98ZM102 155H103V154H102ZM114 155H115V154H114ZM114 155H113V156H114ZM145 155H146V154H145ZM165 155H166V154H165ZM208 155H209V154H208ZM216 155H217V154H216ZM236 155H237V154H236ZM236 155H235V156H236ZM7 156H9V155H7ZM160 156H161V155H160ZM162 156H163V154H162ZM204 156H206V155H204ZM209 156H210V155H209ZM3 157H4V156H3ZM40 157H41V156H40ZM44 157H45V156H44ZM114 157H115V156H114ZM114 157H113V158H114ZM151 157L153 158L152 155H151ZM5 158H6V157H5ZM100 158H101V157H100ZM110 158H111V157H110ZM113 158H112V160H113ZM189 158H190V157H189ZM251 158H252V157H251ZM101 159H103V158H101ZM101 159H100V160H101ZM108 159H109V158H108ZM116 159H118V158L116 157ZM166 159H167V158H166ZM3 160H4V159H3ZM11 160H12V159H11ZM11 160H9V161L11 162ZM52 160H53V159H52ZM105 160H107V159H105ZM110 160H111V159H110ZM151 160H152V159H151ZM153 160H154V159H153ZM191 160H192V159H191ZM197 160H198V159H197ZM31 161H32V160H30V162H31ZM48 161H49V158H48ZM54 161H55V160H54ZM107 161H108V160H107ZM114 161H117V160H114ZM157 161H158V160H157ZM186 161H187V160H186ZM193 161H194V159H193ZM193 161H192V162H193ZM230 161H231V160H230ZM230 161H229V162H230ZM30 162H29V164H30ZM99 162H100V161H99ZM105 162H106V161H105ZM153 162H154V161H153ZM172 162H173V161H172ZM172 162H171V164H172ZM189 162H190V161H189ZM195 162H196V161H195ZM200 162H201V160H200ZM203 162H204V161H203ZM24 163H25V162H24ZM33 163H34V162H33ZM40 163H41V162H40ZM43 163H44V162H43ZM51 163H52V162H51ZM63 163H64V162H63ZM103 163H104V161H103ZM138 163H139V162H138ZM34 164H35V163H34ZM44 164H45V163H44ZM73 164H74V163H73ZM118 164H120V163L118 162ZM121 164H122V163H121ZM199 164H200V163H199ZM4 165H5V164H4ZM4 165H3V166H4ZM65 165H66V164H65ZM166 165H167V164H166ZM5 166H7V165H5ZM27 166H28V165H27ZM30 166H31V165H30ZM32 166H33V165H32ZM40 166H41V165H40ZM59 166H60V165H59ZM162 166H163V165L161 164V167H162ZM164 166H165V164H164ZM9 167H10V165H9ZM22 167H26V166H22ZM53 167H54V166H53ZM56 167H57V166H56ZM56 167H55V168H56ZM204 167H205V165H204ZM4 168H5V167H4ZM15 168H16V167H15ZM87 168H88V167H87ZM153 168H154V166H153ZM153 168H152V170H153ZM224 168H225V167H223V169H224ZM241 168H242V167H241ZM21 169H22V168H21ZM27 169H28V168H27ZM37 169H38V168H37ZM56 169H57V168H56ZM58 169H59V168H58ZM147 169H148V168H147ZM155 169H156V167H155ZM165 169H166V168H164V170H165ZM227 169H228V168H227ZM18 170H19V169H18ZM85 170H86V169H85ZM148 170H149V169H148ZM156 170H157V169H156ZM166 170L168 171V168H167ZM0 171H1V170H0ZM11 171H12V170H11ZM15 171H16V170H15ZM48 171H50V170H48ZM48 171H47V172H48ZM88 171H89V170H88ZM146 171H147V170H146ZM157 171H158V170H157ZM159 171H160V170H159ZM198 171H199V170H198ZM2 172H3V171H2ZM2 172H1V174H2ZM20 172H21V171H20ZM32 172H33V171H32ZM70 172H71V171H70ZM73 172H74V171H73ZM148 172H149V171H148ZM163 172H164V171H163ZM170 172H171V171H170ZM246 172H247V171H246ZM28 173H29V172H28ZM41 173H42V172H41ZM50 173H52V171H50L49 174H50ZM63 173H64V172H63ZM65 173H66V172H65ZM65 173H64V174H65ZM90 173H91V172H90ZM99 173H100V172H99ZM122 173H125V172H122ZM153 173H154V172H153ZM175 173H176V172H175ZM238 173H239V172H238ZM34 174H35V173H34ZM58 174H59V173H58ZM114 174H115V173H114ZM116 174H117V173H116ZM118 174H119V173H118ZM118 174H117V176H118ZM136 174H137V173H136ZM136 174H135V175H136ZM41 175H42V174H41ZM66 175H67V174H66ZM66 175H64V176H66ZM132 175H133V174H132ZM132 175H131V176H132ZM157 175H158V174H157ZM28 176H30V175H28ZM32 176H33V175H32ZM32 176H31V177H32ZM34 176H35V175H34ZM38 176H40V175H38ZM49 176H50V175H49ZM55 176H56V175H55ZM57 176H58V175H57ZM70 176H71V175H70ZM70 176H69V177H70ZM96 176H97V175H96ZM110 176H112V175H110ZM128 176H129V175H128ZM136 176H137V175H136ZM171 176H172V175H171ZM14 177H15V176H14ZM44 177H45V176H44ZM77 177L79 178V176H77ZM123 177H124V176H123ZM173 177H174V176H173ZM2 178L4 179V177H2ZM36 178H37V177H36ZM40 178H41V176H40ZM40 178H39V180H40ZM50 178H51V177H50ZM58 178H59V177H58ZM66 178H67V176H66ZM66 178H65V179H66ZM139 178H140V177H139ZM155 178H156V176H155ZM18 179H20V178H18ZM46 179H47V178H46ZM48 179H49V178H48ZM63 179H64V178H63ZM128 179H129V178H128ZM128 179H127V180H128ZM145 179H146V178H145ZM149 179H150V178H149ZM149 179H147V180H149ZM153 179H154V178H153ZM168 179H169V178H168ZM30 180H31V179H30ZM49 180H50V179H49ZM57 180H59V179H57ZM66 180H67V179H66ZM99 180H100V178H99ZM125 180H126V179H125ZM159 180L161 181V179H159ZM162 180H163V178H162ZM16 181H17V180H16ZM45 181H46V180H45ZM61 181H63V180H61ZM107 181H108V180H107ZM109 181H110V180H109ZM133 181H135V180H133ZM144 181H145V180H144ZM174 181H175V179H174ZM176 181H177V180H176ZM178 181H179V180H178ZM9 182H11V181H9ZM18 182H21V183H22V180H21V181H18ZM24 182H25V181H24ZM35 182H36V181H35ZM54 182H57V181H54ZM58 182H60V181H58ZM123 182H124V180H123ZM125 182H126V181H125ZM146 182H147V181H146ZM37 183H39V182L37 181ZM42 183H43V182H42ZM60 183H63V182H60ZM65 183H67V182H65ZM76 183H77V182H76ZM76 183H75L74 185H76ZM138 183H139V182H138ZM144 183H145V182H144ZM154 183H155V182H154ZM161 183H162V182H161ZM2 184H3V183H1V185H2ZM50 184H51V183H50ZM83 184H84V183H83ZM86 184H87V183H86ZM134 184H135V183H134ZM182 184H183V183H182ZM24 185H25V183H24ZM34 185H35V184H34ZM34 185H33V186H34ZM48 185H49V184H48ZM53 185H54V184H53ZM81 185H82V184H81ZM128 185H129V184H128ZM163 185H164V184H163ZM184 185H185V184H184ZM184 185H183V186H184ZM35 186H36V188L38 187V185H35ZM179 186H180V185H179ZM198 186H199V185H198ZM30 187H31V186H30ZM39 187H42L41 183H40ZM39 187H38V189H39ZM43 187H44V186H43ZM51 187H52V186H51ZM51 187H50V188H51ZM75 187H76V186H75ZM163 187H164V186H163ZM190 187H191V186H190ZM34 188H35V187H34ZM46 188H47V187H46ZM60 188H62V187H60ZM197 188H198V187H197ZM199 188H200V187H199ZM6 189H7V187H6ZM14 189H16V187H15ZM14 189H12V190H14ZM20 189H22V188H19V190H20ZM26 189H27V188H26ZM75 189H76V188H75ZM96 189H97V188H95L94 190H96ZM12 190H11V191L9 190V191L12 192ZM19 190H17V191H18V195L20 194V191H21V190H20V191H19ZM36 190H37V189H36ZM42 190H43V189H41V191H42ZM56 190H57V189H56ZM78 190H79V189H78ZM196 190H197V189H196ZM29 191H30V190H29ZM39 191H40V189H39ZM44 191H45V189H44ZM44 191H43V192H44ZM46 191H48V190H46ZM72 191H73V190H72ZM207 191H208V190H207ZM21 192H23V190H22ZM33 192H34V190H33ZM57 192H58V191H57ZM62 192H63V191H62ZM62 192L59 191V193H60L61 195H62ZM78 192H79V191H78ZM198 192H199V191H198ZM201 192H202V191H201ZM40 193H41V192H40ZM52 193H53V192H52ZM59 193H58V194H59ZM89 193H91V192H89ZM106 193H107V192H106ZM196 193H197V192H196ZM199 193H200V192H199ZM203 193H205V192L203 191ZM211 193H212V192H211ZM8 194H9V193H8ZM23 194H26V193L23 192ZM31 194H32V193H31ZM31 194H30V195H31ZM37 194H38V193H37ZM42 194H43V193H42ZM42 194H41V195H42ZM48 194H50V192H49ZM56 194H57V193H56ZM64 194H65V193H64ZM72 194H73V192H72ZM79 194L81 195V193H79ZM79 194H78V195H79ZM91 194H95V193H91ZM109 194H110V193H109ZM136 194H137V192H136ZM142 194H143V193H142ZM142 194H141V195H142ZM185 194H188V193L185 192ZM9 195L11 196V194H9ZM34 195H35V194H34ZM34 195H33V196H34ZM39 195H40V194H39ZM69 195H70V194H69ZM101 195H102V194H101ZM106 195H107V194H106ZM106 195H105V196H106ZM129 195H130V194H129ZM133 195H134V194H132V198H133ZM141 195L139 194V195H138V198H139ZM198 195H199V194H198ZM205 195H206V194H205ZM215 195H216V194H215ZM13 196H15V194H14ZM31 196H32V195H31ZM36 196H37V198L40 197V196H38V195H36ZM36 196H34V197H36ZM51 196H52V195H51ZM55 196H57V195H55ZM59 196H60V195H59ZM59 196H58V199H59ZM64 196H66V195H64ZM64 196H63V197H64ZM74 196H75V195H74ZM93 196H94V195H93ZM136 196H137V195H136ZM199 196H201V195H199ZM207 196H208V195H207ZM216 196H217V195H216ZM18 197H19V196H18ZM25 197H29V196L26 195ZM63 197H62V198H63ZM70 197H71V196H70ZM84 197H85V196H84ZM84 197H83V199H84ZM89 197H90V196H89ZM119 197H121V196H119ZM134 197H135V196H134ZM204 197H205V196H204ZM234 197H235V196H234ZM19 198H20V197H19ZM65 198H67V197H65ZM73 198H74V197H73ZM75 198H76V197H75ZM79 198H81V197H79ZM135 198H137V197H135ZM187 198H189V197H187ZM67 199H69V198H67ZM102 199H103V198H102ZM104 199H105V198H104ZM107 199H109V198H107ZM113 199H114V198H113ZM146 199H147V198H145L144 200H146ZM9 200H10V199H9ZM27 200H28V199H27ZM35 200H36V199H35ZM37 200H38V199H37ZM110 200H111V199H110ZM110 200H109V202H110ZM114 200H115V199H114ZM124 200H126V199H124ZM96 201H97V200H96ZM152 201H153V200H152ZM246 201H247V200H246ZM246 201H245V202H246ZM16 202H17V201H16ZM73 202H74V201H73ZM116 202H118V201H116ZM122 202H123V200H122ZM122 202H119V203H122ZM153 202H154V201H153ZM155 202H156V201H155ZM159 202H160V201H159ZM159 202H158V203H159ZM17 203H19V202H17ZM83 203H85V201H84ZM184 203H185V201H184ZM186 203H188V201H187ZM241 203H242V202H241ZM24 204H25V203H24ZM24 204H23V205H24ZM96 204H97V203H96ZM98 204H99V203H98ZM132 204H133V203H132ZM143 204H144V203H143ZM190 204H191V201H190ZM194 204H195V202L192 203V205H194ZM209 204H210V203H209ZM215 204H216V203H215ZM59 205H60V204H59ZM61 205H62V204H61ZM76 205H77V204H76ZM81 205H82V204H81ZM94 205H95V204H94ZM127 205H128V206H129V205L131 206V204L129 203V201H128V204H127ZM133 205H134V204H133ZM41 206H42V205H41ZM41 206H40V207H41ZM121 206H122V205H121ZM196 206H197V204H196ZM58 207H59V206H58ZM94 207H95V206H94ZM97 207H99V206L97 205ZM191 207H192V206H191ZM215 207H217V206H215ZM41 208H42V207H41ZM74 208H75V207H74ZM87 208H88V207H87ZM193 208H194V207H193ZM223 208H224V207H223ZM76 209H77V206H76ZM88 209H90V208H88ZM121 209H123V208H121ZM196 209H197V207H196ZM73 210H75V209H73ZM85 210H87V209H85ZM127 210H128V209H127ZM131 210H133V209H131ZM131 210H130V211H131ZM197 210H198V209H197ZM45 211H46V210H45ZM71 211H72V209H71ZM78 211H79V210H78ZM82 211H83V210H82ZM96 211H97V210H96ZM190 211H191V210H190ZM202 211H203V210H202ZM220 211H221V210H220ZM51 212H52V211H51ZM54 212H55V211H54ZM59 212H60V211H59ZM110 212H111V211H110ZM114 212H115V210H114ZM114 212L112 213V215L114 214ZM126 212H129V211H126ZM131 212H132V211H131ZM139 212H140V211H139ZM200 212H201V211H200ZM226 212H227V210H226ZM52 213H53V212H52ZM56 213H57V212H56ZM56 213H55V214H56ZM83 213H84V212H83ZM86 213H87V212H86ZM117 213H119V212H117ZM204 213H205V212H204ZM39 214L41 215V212H40ZM70 214H72V213L70 212ZM87 214H88V213H87ZM98 214H99V213H98ZM115 214H116V213H115ZM115 214H114L113 216H116V215H117V214H116V215H115ZM77 215H78V214H77ZM88 215H89V214H88ZM88 215H87V216H88ZM102 215H103V214H102ZM124 215H125V214H124ZM204 215H205V214H204ZM42 216H43V215H42ZM42 216H41V217H42ZM57 216H58V215H57ZM57 216H55V217H57ZM64 216H65V215H64ZM110 216H111V215H110ZM219 216H221V215H219ZM34 217H35V216H34ZM37 217H38V216H37ZM44 217H45V216H44ZM104 217H105V216H104ZM35 218H36V217H35ZM47 218H48V217H47ZM52 218H54V217H52ZM66 218H67V217L65 216V219H66ZM68 218H70V217H68ZM88 218H89V217H88ZM94 218H95V216H94ZM201 218H202V217H201ZM210 218H211V217H210ZM210 218H209V219H210ZM216 218H217V217H216ZM22 219H23V218H22ZM22 219H21V220H22ZM30 219H31V218H30ZM30 219H29V220H30ZM38 219H39V218H38ZM54 219H55V218H54ZM58 219H59V218H58ZM62 219H63V218H62ZM62 219H61V222H62ZM74 219H75V218H74ZM74 219H73V220H74ZM86 219H87V218H86ZM112 219H113V218H112ZM112 219H111V220H112ZM114 219H115V218H114ZM148 219H149V218H148ZM23 220H24V219H23ZM31 220H32V219H31ZM31 220H30V221H31ZM45 220H46V218H45ZM71 220H72V219H71ZM71 220H70V221H71ZM105 220H106V219H105ZM109 220H110V219H109ZM26 221H28V220H26ZM48 221H50V219H49ZM48 221L46 220L45 223H46V224L48 223L49 225H51ZM52 221H53V220H52ZM54 221H55V220H54ZM67 221H68V220H67ZM152 221H154V219H153ZM37 222H38V221H37ZM56 222H57V220H56ZM63 222H65V221L63 220ZM103 222H104V221H103ZM214 222H215V221H214ZM25 223H26V222H24L23 224H25ZM29 223H30V222H29ZM45 223H44V224H45ZM57 223H58V222H57ZM59 223H60V222H59ZM154 223H155V221H154ZM44 224H43V225H44ZM46 224H45V225H46ZM60 224H62V223H60ZM64 224H65V223H64ZM68 224H69V223H68ZM91 224H92V222H91ZM117 224H119V222H118ZM146 224H147V222H146ZM30 225H31V224H30ZM54 225H55V224H54ZM72 225H73V224H72ZM88 225H89V224H88ZM136 225H137V224H136ZM144 225H145V224H144ZM144 225H143V226H144ZM36 226H37V223H36ZM40 226H41V225H40ZM40 226H39V227H40ZM59 226H61V225H59ZM62 226H63V225H62ZM62 226H61V227H62ZM26 227H27V226H26ZM44 227H45V226H44ZM53 227H54V226H53ZM95 227H96V226H95ZM95 227H94V228H95ZM97 227H98V226H97ZM68 228H69V227H67V229H68ZM85 228H86V226H85ZM109 228H111V227H109ZM135 228H136V227H135ZM142 228H143V227H142ZM202 228H203V227H202ZM42 229H43V227H42ZM46 229H47V228H46ZM49 229H50V226H49ZM54 229H55V228H54ZM65 229H66V226H65ZM74 229H75V228H74ZM80 229H81V228H80ZM83 229H84V228H82V230H83ZM97 229H98V228H97ZM101 229L103 230V228H101ZM122 229H123V228H122ZM71 230H72V229H71ZM89 230H91V229L89 228ZM92 230H93V229H92ZM188 230H190V228H189ZM46 231H47V230H46ZM57 231H60V230L58 229ZM77 231H78V230H77ZM103 231H104V230H103ZM108 231H109V230H108ZM143 231H144V229H143ZM149 231H150V230H149ZM149 231H148V233H149ZM190 231H191V230H190ZM195 231H196V230H195ZM82 232H83V231H82ZM87 232H88V231H87ZM131 232H132V231H131ZM141 232H142V231H141ZM188 232H189V231H188ZM196 232H197V231H196ZM35 233H36V232H35ZM56 233H57V232H56ZM58 233H59V232H58ZM58 233H57V235H58ZM72 233H73V232H72ZM72 233H71V236H72ZM92 233H93V232H92ZM113 233H114V231H113ZM144 233H145V232H144ZM47 234H48V233H47ZM50 234H52V233H50ZM77 234H78V233H77ZM80 234H81V233H79V235H80ZM100 234H101V232H100ZM149 234H150V233H149ZM197 234H199V232H198ZM43 235H44V234H43ZM87 235H88V234H87ZM87 235H86V236H87ZM105 235H106V232H105ZM185 235H186V234H185ZM48 236H49V235H48ZM51 236H52V235H50V237H51ZM58 236H59V235H58ZM80 236H82V234H81ZM227 237H228V236H227ZM74 238H75V236H74ZM105 238H106V237H105ZM111 238H112V237H111ZM121 238H123V237H121ZM130 238H131V237H130ZM81 239H83V238H81ZM92 239H93V238H91V240H92ZM112 239H113V238H112ZM118 239H119V238H118ZM37 240H40V238H37ZM128 240H129V239H128ZM195 240H196V239H195ZM263 240H264V238H263ZM263 240H262V241H263ZM31 241H32V240H31ZM33 241H34V240H33ZM42 241L45 242V240H42ZM89 241H90V240H89ZM89 241H88V242H89ZM113 241L116 242L117 240L114 239ZM121 241H122V240H121ZM124 241H125V240H124ZM224 241H225V240H224ZM77 242H78V241H77ZM90 242H91V241H90ZM93 242H94V241H93ZM111 242H112V240H111ZM263 242H264V241H263ZM63 243H64V242H63ZM65 243H66V242H65ZM65 243H64V244H65ZM83 243H84V242H83ZM103 243H104V242H103ZM105 243H106V242H105ZM116 243H117V242H116ZM126 243H127V242H126ZM138 243H139V241H138ZM196 243H197V242H196ZM209 243H210V242H209ZM37 244H38V243H37ZM59 244H60V243H59ZM66 244H67V243H66ZM95 244H96V243H95ZM99 244H101V243H99ZM117 244H118V243H117ZM140 244H141V243H140ZM31 245H33V242H32ZM77 245H78V244H77ZM90 245H91V244H90ZM111 245H112V244H111ZM111 245H110V246H111ZM122 245H123V244H122ZM126 245H129V244H126ZM136 245H137V243H136ZM218 245H219V243H218ZM62 246H63V245H62ZM85 246H86V245H85ZM103 246H104V245H103ZM103 246H102V247H103ZM115 246H116V245H115ZM118 246H120V245H118ZM124 246H125V245H124ZM140 246H141V245H140ZM31 247H33V246H31ZM35 247H36V246H35ZM59 247H60V246H59ZM113 247H114V246H112L111 248L113 249ZM130 247H133V246H130ZM203 247H205V246L203 245ZM206 247H207V246H206ZM210 247H211V246H210ZM37 248H38V247H37ZM61 248H62V247H61ZM105 248H107V246H105ZM109 248H110V247H109ZM120 248H121V247H120ZM30 249H32V248H30ZM33 249H34V248H33ZM33 249H32V250H33ZM39 249H40V248H39ZM53 249L55 250V248H53ZM62 249H63V248H62ZM62 249H61V250H62ZM132 249H133V250H134V249L136 250V248H132ZM138 249H139V248H138ZM142 249H143V248H142ZM200 249H201V248H200ZM205 249H206V248H205ZM253 249H254V248H253ZM50 250H51V248H50ZM59 250H60V249H59ZM82 250H83V249H82ZM108 250H110V249H108ZM144 250H145V248H144ZM30 251H31V250H30ZM34 251H36V250H34ZM85 251H86V250H85ZM105 251H106V250H105ZM110 251H111V250H110ZM112 251H113V250H112ZM112 251H111V252H112ZM131 251H132V250H131ZM140 251H141V250H140ZM147 251H148V250H146V252H147ZM181 251H182V250H181ZM184 251H185V250H184ZM184 251H183V252H184ZM191 251H193V250H191ZM207 251H208V250H207ZM32 252H33V251H32ZM51 252H53V251H51ZM56 252H57V251H56ZM74 252H75V251H74ZM115 252H116V251H114V254H115ZM143 252H144V251H143ZM209 252H211V251H209ZM253 252H254V251H253ZM68 253H69V252H68ZM112 253H113V252H112ZM112 253H111V254H112ZM120 253H121V252H120ZM120 253H118V256H120V255H119ZM41 254H42V253H41ZM54 254H55V253H54ZM66 254H67V253H66ZM72 254H73V252H72ZM74 254H75V253H74ZM105 254H107V251L105 252ZM111 254H109V255L111 256ZM122 254H123V253H122ZM140 254H141V253H139V255H140ZM146 254H147V253H146ZM146 254H145V255H146ZM201 254H202V251H201ZM52 255H53V254H52ZM52 255H51L50 257H52ZM102 255H103V254H102ZM123 255H124V254H123ZM195 255H197V254H195ZM203 255H204V254H203ZM210 255H211V254H210ZM33 256H34V255H33ZM53 256H54V255H53ZM57 256H58V255H57ZM69 256H70V255H69ZM149 256H150V255H149ZM197 256H198V255H197ZM211 256H212V255H211ZM261 256H262V255H261ZM29 257H30V256H29ZM40 257H41V256H40ZM47 257H48V256H47ZM60 257H61V256H60ZM60 257H59V258H60ZM63 257H64V256H63ZM67 257H68V256H67ZM71 257H72V256H71ZM85 257H87V256H85ZM88 257H90V256H88ZM93 257H94V256H92V258H93ZM112 257H113V256H111V258H112ZM126 257H128V256H126ZM126 257H125V258H126ZM140 257H141V256H140ZM140 257H139V259H140ZM142 257H143V255H142ZM206 257H207V256H206ZM209 257H210V256H209ZM212 257H213V256H212ZM72 258H75V256H73ZM128 258H129V257H128ZM145 258H146V256H145ZM191 258H192V257H191ZM201 258H202V257H201ZM201 258H200V259H201ZM63 259H64V258H63ZM122 259H123V258H122ZM136 259H137V258H136ZM136 259H135V260H136ZM197 259H199V258H197ZM208 259H209V258H208ZM208 259H207V260H208ZM64 260H65V259H64ZM67 260H68V259H67ZM70 260H71V259H70ZM99 260H100V256H99ZM99 260H98V263H99ZM106 260H107V259H106ZM106 260H105V261H106ZM211 260H213V259L211 258L210 261H211ZM214 260H217V259H214ZM258 260H259V259H258ZM72 261H73V260H72ZM108 261H109V260H107V262H108ZM111 261H112V260H111ZM138 261H139V260H138ZM150 261H151V260H150ZM189 261H193V260L191 259V260H189ZM201 261H202V260H201ZM217 261H219V260H217ZM66 262H67V261H66ZM100 262L102 263L103 260H102V261L100 260ZM116 262H118V261H116ZM122 262H123V261H122ZM136 262H137V260H136ZM187 262H188V261H187ZM198 262H199V260H198ZM203 262L205 263V261H203ZM203 262H202V264H203ZM258 262H261V261H258ZM34 263H35V262H34ZM45 263L47 264V262H45ZM68 263H69V261H68ZM68 263H67V264H68ZM77 263H79V262H77ZM114 263H115V262H114ZM144 263L147 264V261H144V260H141V259H140L139 264H144ZM152 263H153V262H152ZM195 263H196V260H195ZM213 263H214V262H213ZM215 263H216V262H215ZM218 263H220V262H218ZM36 264H37V263H36ZM81 264H82V262H81ZM90 264H91V262H90ZM99 264H100V263H99ZM103 264H104V262H103ZM107 264H109V262H108ZM111 264H112V262H111ZM119 264H120V263H119ZM125 264H126V263H125ZM137 264H138V263H137ZM149 264H150V262H149ZM182 264H183V262H182ZM199 264H200V263H199ZM206 264H208V263L206 262ZM209 264H211V262H210Z\"/></svg>",
  "mask_w": 264,
  "mask_h": 264
}]
</instances>
